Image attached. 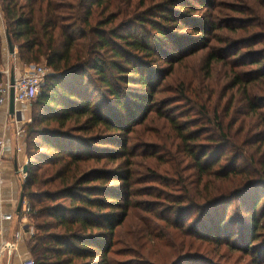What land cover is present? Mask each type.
<instances>
[{
    "label": "trees",
    "instance_id": "16d2710c",
    "mask_svg": "<svg viewBox=\"0 0 264 264\" xmlns=\"http://www.w3.org/2000/svg\"><path fill=\"white\" fill-rule=\"evenodd\" d=\"M252 1L238 28L214 17L216 0H0L20 62L50 71L21 186L34 264H214V243L264 264V0ZM239 29L252 31L241 45L262 48L228 51L255 69L234 71L241 97L220 112L214 64L229 55L214 33ZM3 48L0 33V67ZM200 53L201 73L161 97ZM158 121L160 143L148 135Z\"/></svg>",
    "mask_w": 264,
    "mask_h": 264
},
{
    "label": "rangeland",
    "instance_id": "374dc122",
    "mask_svg": "<svg viewBox=\"0 0 264 264\" xmlns=\"http://www.w3.org/2000/svg\"><path fill=\"white\" fill-rule=\"evenodd\" d=\"M253 1L252 0H216V8L214 12V17L218 19V21L222 23H228L230 24H235L238 28L241 27L243 22L247 20L245 15L239 14L237 12L238 10H245L247 7L252 6ZM262 14L264 15V11H262ZM2 17L1 11H0V18ZM3 19V17H2ZM243 19V20H242ZM252 31L249 33H246L245 31H242L239 29L236 33H233L231 31H226V30H221L219 32L214 33L215 40H214V48L224 50L226 53V62L225 63H216L214 64V108H218L220 112H222L224 109H226L229 106L230 99L234 96V93L236 94V97L240 98L241 94H239L238 89L232 90L230 86L232 85V79H233V73L234 71H251L255 68L251 66H246L243 68H237L235 67V59L234 56L230 55V52L233 50L234 53H249L252 51H255L256 49L262 48V45H256L254 48H248L247 46L241 45V41L248 40L251 38ZM217 38V39H216ZM255 49V50H252ZM224 53V54H225ZM204 53H200L199 55L192 57L190 59H187L184 64H181L180 66H177V71L174 74L173 78H171L170 83L167 85V87L164 90H167L165 93L161 94V97H167V95H172V93L175 91L177 87L180 85L184 84L183 82L187 83L192 81L201 73V67L203 66V57ZM7 65V66H6ZM6 66V67H4ZM37 66H44V64H40ZM28 67V66H27ZM9 71L11 74L14 72L16 74L17 68L16 65L14 64V60L10 62H5V65L3 64L0 67V73L2 72V75L4 77V81H6V75L3 73L4 71ZM17 75V74H16ZM20 75V74H18ZM165 85V84H164ZM199 86V82H194V86ZM200 87V86H199ZM173 91V92H172ZM35 100L31 101L30 103L25 105L24 112L22 113V124L21 128H23L25 131H27V125H29L32 122V106ZM235 110H238L242 107V104H237ZM150 127V134L153 140L160 143L158 139H161L163 133H166V129L163 127V124L161 122H156L155 124H150L148 125ZM215 129V126H214ZM216 132L214 131V135ZM23 147L27 151V146H26V133L23 134ZM241 146V143H239ZM242 148H244L242 146ZM224 150V148H222ZM220 150L218 155H221L224 151ZM233 151V148H228L226 149L225 153H231ZM256 148L254 145L252 146H247V154L256 156L257 160H261L262 162V156L256 155ZM225 157L222 158V161H225ZM142 162V161H141ZM152 161L145 160V163H151ZM241 165H244L245 162H240ZM251 166H253L251 164ZM260 168V166H258ZM155 171L158 173H163L164 175V170L166 169V166H163L162 164H157L155 166ZM261 169V168H260ZM140 172H142L140 170ZM21 173V170H20ZM22 175V173H21ZM21 181V180H20ZM25 181V180H24ZM22 182V181H21ZM23 185V184H22ZM238 207V202L234 201L232 203V208L230 210V213L235 210V208ZM161 213V212H160ZM163 213V212H162ZM148 217H151L148 215ZM30 223L32 227L34 228V223L30 218ZM160 225V223L158 224ZM35 229V228H34ZM127 231V230H126ZM127 234L129 232H126ZM25 249L27 251V256L23 258L22 264H24V261L28 260L30 258V254L28 251V241L30 238H27L25 235ZM23 239V241H24ZM153 240V239H149ZM154 241V240H153ZM150 241L149 245L152 247L154 242ZM8 242V241H7ZM15 241H9V245H13ZM164 250V249H163ZM207 250L211 251L214 254V264H251L250 258L249 257H243L242 253H232L226 246H220L214 243V246L212 245H207ZM153 252H157L156 249L152 248ZM167 251V250H164ZM9 251H6L4 253L0 252V264H14V260L12 261L11 259L6 258V254H8ZM14 254V253H12ZM162 257L165 259H168V256H165V252L160 253ZM24 256V255H23ZM18 257L21 258L19 255ZM29 257V258H28ZM13 262V263H12Z\"/></svg>",
    "mask_w": 264,
    "mask_h": 264
},
{
    "label": "crops",
    "instance_id": "0c3cea01",
    "mask_svg": "<svg viewBox=\"0 0 264 264\" xmlns=\"http://www.w3.org/2000/svg\"><path fill=\"white\" fill-rule=\"evenodd\" d=\"M0 33L2 34L4 40L3 64L5 65V62L10 64L13 59L17 68L16 74L18 75L26 72L28 67L20 62L18 49L15 48L14 56L9 54L6 42L5 25L2 17L0 18ZM6 113L7 107L4 106L0 109V138L5 141V147L0 152V197L8 196L19 201L20 194L22 193L21 186L24 179L21 173L18 174L15 171V161L18 162V167L22 171L28 164V158L26 150L23 147L24 137L23 135H18V131L22 126L17 124L14 119ZM12 208L13 206L10 204L5 205L3 213L10 212ZM22 226H24V224L22 223L20 217H15L12 222H3L1 220L0 212V231L3 229V239L8 242H17L19 240V248L14 254L11 252H8V254L5 253L7 259H11L12 261L14 260V264H22L24 260L23 258L28 255L25 249L26 247L24 246L25 239L21 231ZM19 255L21 258L18 257Z\"/></svg>",
    "mask_w": 264,
    "mask_h": 264
},
{
    "label": "built area",
    "instance_id": "2783aa9c",
    "mask_svg": "<svg viewBox=\"0 0 264 264\" xmlns=\"http://www.w3.org/2000/svg\"><path fill=\"white\" fill-rule=\"evenodd\" d=\"M49 70L45 66H28L26 72L19 75L15 84V114L12 117L17 124H22V113L24 112L25 105L35 100L40 92L41 88L45 82L47 75L49 74ZM6 75V81L0 87V109L2 107H7V115L8 114V103L11 91V73L7 70L3 72ZM2 74V72H1ZM16 75V74H15ZM21 106V107H20ZM26 131L21 128L18 131V135L25 134ZM5 147V141L0 138V152ZM23 179H26V174L22 171ZM18 200L13 199L12 197H0V212H1V220L3 222H12L15 217H20L24 226H22L21 231L23 235L27 238H31L35 234V229L32 227L30 223L31 217V207L29 203L24 201L21 214L17 215V206ZM10 204L13 206L12 210L8 213H3V208L5 205ZM26 222V223H25ZM19 240L14 242L13 245H9L7 241L3 239V229L0 231V252L4 253L9 251L11 253H15L18 250ZM24 264H34L32 259H28L24 262Z\"/></svg>",
    "mask_w": 264,
    "mask_h": 264
},
{
    "label": "water",
    "instance_id": "95a60500",
    "mask_svg": "<svg viewBox=\"0 0 264 264\" xmlns=\"http://www.w3.org/2000/svg\"><path fill=\"white\" fill-rule=\"evenodd\" d=\"M6 42H7V45H8L9 54L11 56H14L16 47L14 46V44L12 42V39H11L10 35L7 32H6ZM18 77H19V75H15V73L12 72L11 79H10L11 91H10V97H9V103H8V114H9L10 117H13L14 114H15V106H16L15 105V84H16V80H17ZM15 171L18 174L20 173V169L18 167V162L17 161H15ZM22 172L27 175V173H28V165H26L23 168ZM24 201H25V195L22 192L20 194V198H19V202H18V206H17V215L18 216L21 214Z\"/></svg>",
    "mask_w": 264,
    "mask_h": 264
}]
</instances>
